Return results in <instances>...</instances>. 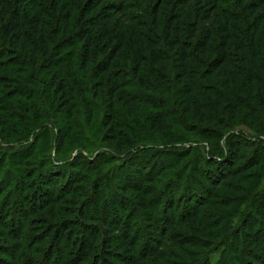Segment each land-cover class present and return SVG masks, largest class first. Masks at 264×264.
<instances>
[{
    "label": "trees",
    "instance_id": "16d2710c",
    "mask_svg": "<svg viewBox=\"0 0 264 264\" xmlns=\"http://www.w3.org/2000/svg\"><path fill=\"white\" fill-rule=\"evenodd\" d=\"M2 143L0 264H264V0H0Z\"/></svg>",
    "mask_w": 264,
    "mask_h": 264
},
{
    "label": "rangeland",
    "instance_id": "374dc122",
    "mask_svg": "<svg viewBox=\"0 0 264 264\" xmlns=\"http://www.w3.org/2000/svg\"><path fill=\"white\" fill-rule=\"evenodd\" d=\"M234 4L235 5H233V6H235L236 8L234 9V11H240V9L242 8L241 6H242V2L240 3V2H238V1H235L234 2ZM78 123L79 124H83L84 126L87 124V119H86V117L85 116H82V118L81 117H79L78 119ZM102 121V120H101ZM144 121V120H143ZM99 125H101V122L99 123ZM86 129L88 128V127H85ZM88 131H89V139L91 140V141H94V142H97L98 143V137H96L95 136V134H90V128H88ZM239 131H242V132H244L245 134H247L248 136H249V138H255V136L253 135V133H251V131L248 129V128H240L239 129ZM82 143H80L79 144V147H81V148H79V147H77V149H73V148H68L67 149V151H66V153H65V157L66 158H64L65 160H67V163H68V161H73L74 160V158L78 155V154H82V155H84V156H88V154L89 155H94V157H96L101 151H105V150H107L106 148H103V150H100L99 151V149L98 148H100V147H102L101 145H99L98 146V148H96V147H93L94 146V143L93 144H91V145H87L86 147H87V149H85V147H83L82 145H81ZM0 146H2L3 148H7L8 147V145H6V144H4V143H2V144H0ZM18 146V145H17ZM19 147V146H18ZM253 150L252 151H254L255 149L254 148H252ZM66 149H64V151H65ZM99 151V152H98ZM256 151V150H255ZM250 155H252V153L250 154ZM249 155V156H250ZM52 158L55 160V157H54V155L52 156ZM123 159V158H122ZM125 159H128V158H125ZM58 161V160H57ZM57 163H60V164H63L62 163V160L60 159ZM65 163V162H64ZM12 168H11V161H7V165H6V167H5V169H4V172H3V175H4V173L6 174L8 171H10ZM194 187H196V185L194 186ZM197 189V188H196ZM198 190V189H197ZM180 196L181 197H184L185 196V193H184V190L183 191H180L179 192V198H180ZM183 206H185V205H183ZM244 207H246V206H243V208ZM2 207H0V209H1ZM3 208H4V204H3ZM242 208V209H243ZM7 208H5L4 210H6ZM9 209H7V211H8ZM246 211H248V209L247 208H245V209H243V212H245L246 213ZM179 212V211H178ZM184 212V209L183 210H180V214H182ZM238 221V220H237ZM140 228V227H139ZM11 230H12V228H10ZM223 252H224V248H222V249H220L219 251H218V253L216 252V254L213 256V264H219V261H220V258H221V255L223 254Z\"/></svg>",
    "mask_w": 264,
    "mask_h": 264
}]
</instances>
